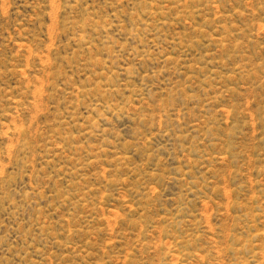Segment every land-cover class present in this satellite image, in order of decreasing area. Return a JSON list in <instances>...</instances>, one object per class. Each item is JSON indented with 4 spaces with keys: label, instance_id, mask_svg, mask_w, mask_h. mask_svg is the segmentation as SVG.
I'll use <instances>...</instances> for the list:
<instances>
[{
    "label": "rangeland",
    "instance_id": "374dc122",
    "mask_svg": "<svg viewBox=\"0 0 264 264\" xmlns=\"http://www.w3.org/2000/svg\"><path fill=\"white\" fill-rule=\"evenodd\" d=\"M0 264H264V0H0Z\"/></svg>",
    "mask_w": 264,
    "mask_h": 264
}]
</instances>
